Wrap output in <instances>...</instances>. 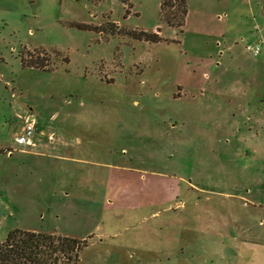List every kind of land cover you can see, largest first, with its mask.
Here are the masks:
<instances>
[{"label":"rangeland","instance_id":"obj_1","mask_svg":"<svg viewBox=\"0 0 264 264\" xmlns=\"http://www.w3.org/2000/svg\"><path fill=\"white\" fill-rule=\"evenodd\" d=\"M166 1L0 0V139L42 138L0 157V240L86 238L78 264H264V0Z\"/></svg>","mask_w":264,"mask_h":264},{"label":"trees","instance_id":"obj_2","mask_svg":"<svg viewBox=\"0 0 264 264\" xmlns=\"http://www.w3.org/2000/svg\"><path fill=\"white\" fill-rule=\"evenodd\" d=\"M176 1L185 13L186 0ZM166 3L164 0L162 8ZM141 33L149 35V40H160L157 34ZM39 65L46 66L44 63ZM86 240L71 235L13 228L4 240H0V264H78Z\"/></svg>","mask_w":264,"mask_h":264},{"label":"crops","instance_id":"obj_3","mask_svg":"<svg viewBox=\"0 0 264 264\" xmlns=\"http://www.w3.org/2000/svg\"><path fill=\"white\" fill-rule=\"evenodd\" d=\"M39 132H41V131L40 130L36 131V128H35V132H34L35 144L27 146V147H23V146L19 145L16 141V137L21 132L18 133L17 136L15 137V139H14L15 144L8 143L5 140L0 139V157H4V155H5V157H13L14 156V150H16V149H19L21 152L26 153V154H30V153L39 154L40 151L38 152L37 150H34L35 148L39 147L42 144L41 143L42 138L40 137ZM182 207H184V204H182ZM182 224H184V225H182V227H181V235H185L186 234L185 230H186L187 224H189V223H188V221L187 222L185 221V223L183 221Z\"/></svg>","mask_w":264,"mask_h":264},{"label":"built area","instance_id":"obj_4","mask_svg":"<svg viewBox=\"0 0 264 264\" xmlns=\"http://www.w3.org/2000/svg\"><path fill=\"white\" fill-rule=\"evenodd\" d=\"M248 48L254 50L255 53H258L260 49L259 45L256 47L249 45ZM34 132L35 126L33 125V123L27 122L23 127V131L16 137L17 143L23 147L34 145Z\"/></svg>","mask_w":264,"mask_h":264}]
</instances>
